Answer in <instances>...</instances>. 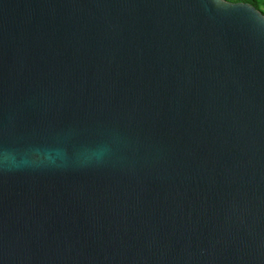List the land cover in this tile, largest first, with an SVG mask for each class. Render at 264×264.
Masks as SVG:
<instances>
[{
	"label": "water",
	"instance_id": "95a60500",
	"mask_svg": "<svg viewBox=\"0 0 264 264\" xmlns=\"http://www.w3.org/2000/svg\"><path fill=\"white\" fill-rule=\"evenodd\" d=\"M0 264H264V15L0 0Z\"/></svg>",
	"mask_w": 264,
	"mask_h": 264
},
{
	"label": "trees",
	"instance_id": "16d2710c",
	"mask_svg": "<svg viewBox=\"0 0 264 264\" xmlns=\"http://www.w3.org/2000/svg\"><path fill=\"white\" fill-rule=\"evenodd\" d=\"M227 1H242L247 2L251 5H253L256 9H258L263 15H264V0H227Z\"/></svg>",
	"mask_w": 264,
	"mask_h": 264
}]
</instances>
